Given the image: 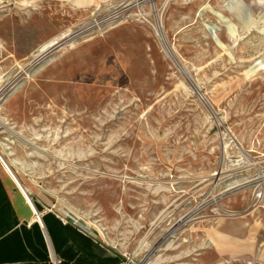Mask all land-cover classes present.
I'll list each match as a JSON object with an SVG mask.
<instances>
[{
	"label": "rangeland",
	"instance_id": "obj_1",
	"mask_svg": "<svg viewBox=\"0 0 264 264\" xmlns=\"http://www.w3.org/2000/svg\"><path fill=\"white\" fill-rule=\"evenodd\" d=\"M257 5L0 0L1 167L127 264H264L218 255L206 233L220 223L264 236V10H248ZM220 6L240 9L243 25H222ZM176 7L199 25L170 29Z\"/></svg>",
	"mask_w": 264,
	"mask_h": 264
},
{
	"label": "crops",
	"instance_id": "obj_2",
	"mask_svg": "<svg viewBox=\"0 0 264 264\" xmlns=\"http://www.w3.org/2000/svg\"><path fill=\"white\" fill-rule=\"evenodd\" d=\"M61 217L60 203L20 189L0 165V264H127L89 226Z\"/></svg>",
	"mask_w": 264,
	"mask_h": 264
},
{
	"label": "bare ground",
	"instance_id": "obj_3",
	"mask_svg": "<svg viewBox=\"0 0 264 264\" xmlns=\"http://www.w3.org/2000/svg\"><path fill=\"white\" fill-rule=\"evenodd\" d=\"M220 5V4H219ZM182 7H176L173 11L172 15V23H170V29H193L191 26L194 24L199 25V20L194 21V15L190 14L189 18H182L180 9ZM221 13L224 16H228L227 20H222L220 16H215V19H217L222 25L229 26L231 23L235 22L237 25H243L242 19L240 17H237V14L240 15V9H238L236 12H232V10H227L225 7L220 6ZM237 8H241L240 5ZM248 10H250L251 13H256L258 11L262 12L264 10V7L262 5L257 6H250L248 7ZM200 15L205 17H213L209 15L207 7H204L201 11ZM229 29V28H227ZM87 29H83L85 31ZM55 43V40H52L49 44H45L41 47L40 50L45 49L46 47L52 45ZM5 164L6 171L14 177L13 173L9 169V166ZM215 226L210 227L207 229V236L208 240L214 247L216 253L218 255H227V256H243V255H250V256H260V259L262 263H264V249H262V243H264V236L255 237L252 234L248 233L246 235H237L233 234L231 232L219 230V226H221L220 223H215ZM246 226H248L247 223L239 222L235 227L238 231L243 230Z\"/></svg>",
	"mask_w": 264,
	"mask_h": 264
},
{
	"label": "built area",
	"instance_id": "obj_4",
	"mask_svg": "<svg viewBox=\"0 0 264 264\" xmlns=\"http://www.w3.org/2000/svg\"><path fill=\"white\" fill-rule=\"evenodd\" d=\"M62 214H63V217H61L63 220L65 221H71L73 222L75 225H77L79 227V229H81L82 231H86L88 228L83 224L81 223L80 221H78L75 217L71 216L70 214L64 212L62 210Z\"/></svg>",
	"mask_w": 264,
	"mask_h": 264
}]
</instances>
